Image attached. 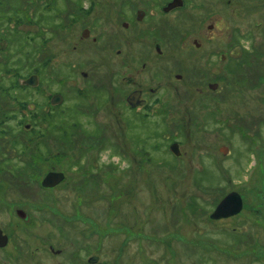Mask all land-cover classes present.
Instances as JSON below:
<instances>
[{
    "label": "flooded vegetation",
    "instance_id": "1",
    "mask_svg": "<svg viewBox=\"0 0 264 264\" xmlns=\"http://www.w3.org/2000/svg\"><path fill=\"white\" fill-rule=\"evenodd\" d=\"M44 1L28 3L25 17L31 20L30 16L35 18L37 14L40 29L30 39L38 41V51L53 44L54 53L41 56L37 68L24 76L18 74L15 68H9L8 61L3 74L0 73V264H94V244L90 240L92 228L78 230L75 220L93 226L94 218L104 220L120 213L119 208L117 212L109 211L107 193L99 186V179L104 178L106 168L98 166L97 162L104 161L106 157L99 158L94 150L83 144L86 141L83 131L95 128L101 130L100 138H108L103 132L109 112L99 105L96 96L86 92L91 89L100 91V88L106 87L105 79L110 78L117 92L113 106L118 105L123 112L127 110L132 114L134 125L129 130L137 127L132 139L137 142L140 161L144 158L145 163L151 164L158 158L154 153L164 144L172 154V157L167 156L171 158V163L181 164L185 152L182 153L180 142L176 139L190 136L189 132H185L190 124L173 122L174 102L169 86H173V77L181 81V75L168 76L169 65L172 64L168 55H174L168 51L179 50L181 54H187L202 49L204 40L218 29L220 10L225 7L230 10L236 0H50L48 8H42ZM43 13L52 16L53 25L50 28L43 22ZM116 16L127 19L121 22L120 27L131 30L137 37V87L128 92L125 91V84L132 78L122 76L119 80L116 67L129 64L132 58L126 59L121 41H112L119 35L116 20L112 21ZM26 22L24 31L30 32L32 26L28 20ZM167 37L174 40L177 37L180 41L165 42ZM104 42H108L104 45L106 47ZM112 46L115 47L113 55ZM100 50L106 53L102 58L94 59V51ZM111 56L117 59L116 63L110 61ZM46 58L48 61H45ZM50 61L69 66L71 74H55L52 78L41 75ZM109 68L114 69L110 71ZM28 79H32V84L25 83ZM157 80L163 82V91L168 89L165 98L162 96L166 94L159 93V89L150 85ZM52 87L55 91L50 92ZM183 93L189 100L193 99L187 107L189 115L206 108V101L199 100L205 97V92L198 90L196 98L190 97L188 92ZM72 97L78 101L71 104L69 100ZM107 104L105 102L103 107ZM197 104H202L201 108ZM75 108L83 115L95 114V120L79 119L78 123L70 122L64 129L56 124L52 126L56 112L65 113ZM158 114L166 115V121L159 124L160 132L140 135V123L137 121L152 120L149 116ZM117 120H121V111ZM199 123L193 124L196 131H200L202 126ZM263 124L264 120L258 124L261 131L254 127L250 133L244 129L247 136L245 131L242 134L254 143L255 148L264 144ZM174 129L182 132L174 134ZM58 132L64 137L59 139ZM115 143L119 149L118 142ZM172 144L176 145V155L171 150ZM258 165V160L253 162L255 169ZM255 169L251 171L250 178L257 173ZM49 174L55 176L46 182ZM196 189L202 193L206 190ZM232 192L236 191L226 193L212 209V206H203L198 214L213 223L232 220L245 209L243 204L235 215L211 218L219 202ZM195 200L191 196L190 205L198 206ZM257 221L249 229L246 249L238 261L241 264H264V219L260 220L261 232ZM179 225L176 223L175 226ZM183 225H180L181 228ZM77 231L88 233L82 239ZM96 250L100 251V245ZM234 264L237 262L234 261Z\"/></svg>",
    "mask_w": 264,
    "mask_h": 264
},
{
    "label": "rangeland",
    "instance_id": "2",
    "mask_svg": "<svg viewBox=\"0 0 264 264\" xmlns=\"http://www.w3.org/2000/svg\"><path fill=\"white\" fill-rule=\"evenodd\" d=\"M37 1L0 0L1 74L8 61L9 68H15L18 74L24 76L37 68L41 56L55 51L53 44L38 51V41L32 42L30 39L40 29V25L37 14L35 18L30 16L31 20L25 17V8L28 3ZM233 3L230 10H227L228 7L220 10L218 29L204 40L202 49L187 54H181L179 50L168 51L174 54L168 55L172 61L168 76L181 75V81L173 77V86H169L174 102L173 122L190 124L185 129L190 136L176 139L180 142L182 153L185 152L181 164L171 163V158L167 156L172 157V154L164 144L154 153L158 158L151 164L145 163L144 158L140 161L137 157V142L132 139L137 127L129 130L134 125L132 114L125 109L123 112L118 105L113 106L117 92L110 78L105 79L106 87L100 88V91L91 89L86 92L87 95L96 96L99 105L109 112V118L103 126V135L108 138H100L101 130L95 128L83 131L86 139L83 144L94 150L99 158L106 157L104 161L97 162L98 166L106 168L104 178L99 179V186L107 193L109 211L117 212L119 208L120 213L119 216L112 214L104 220L94 218L93 226L75 220L78 230L92 228L90 240L94 244V264H234V261L241 264L238 261L246 249L249 229L256 220L261 232L264 219V144L255 148L254 143L242 134L245 131L244 135L247 136L244 129L250 133L254 127L261 131L258 124L264 120V0H236ZM49 5L50 0H45L42 8H48ZM53 8L54 5L51 6L52 14ZM43 14V22L50 28L53 25L52 16ZM116 17L112 21L116 20L119 35L112 41H121L126 59L132 58L129 64L116 67L119 80L122 76L132 78L125 84V91L128 92L134 86L137 87V37L131 30L120 27L121 22L127 19ZM27 20L32 26L30 32L24 31ZM174 38L167 37L164 41L179 43L180 39ZM107 43L104 42L103 46ZM110 50L112 54L115 47L112 46ZM105 53L102 50L94 51V59L102 58ZM109 59L112 63L117 61L114 56ZM69 69V66L56 65V62L50 61L40 74L51 78L55 74L70 75ZM113 69L109 68L110 71ZM162 84L158 80L150 83L160 90L159 93L162 91L166 94L162 96L165 98L168 89L163 91ZM210 84H216L217 87L211 90L208 88ZM54 89L52 87L49 91ZM198 90L205 92V97L199 100L206 101V108L189 115L187 107H190L193 99L186 98L183 92L196 98L199 96ZM77 101L76 97L69 100L71 104ZM105 102L108 104L103 107ZM197 106L201 108L202 104ZM118 111H121L119 121ZM95 116L80 114L75 108L65 113L56 112L54 123L53 120L51 123L64 129L70 122L78 123L79 119L91 122ZM165 116L150 115L152 120L137 121L140 123L139 134L160 132L159 124L166 121ZM197 121L202 125L200 131H196L193 125ZM178 132L182 131L174 129V134ZM58 137L61 139L64 135L58 132ZM115 142H118L119 149ZM222 146L231 153L227 151L224 155L220 152ZM257 160L259 165L255 169L253 162ZM168 164L175 167L180 165L171 168ZM254 169L257 173L250 178ZM67 173L70 175L71 172L68 170ZM197 187L206 188L203 190L205 193L197 190ZM229 191H236L245 207L233 218L235 220L213 223L198 214L203 206H212V209ZM191 196L196 198L194 202H199H196L198 206L190 205ZM84 214L88 217V214ZM182 219H186V222L182 223ZM176 223L184 224L183 228L175 226ZM171 224H174V228ZM87 233L77 231L82 239ZM99 245L100 251H97Z\"/></svg>",
    "mask_w": 264,
    "mask_h": 264
},
{
    "label": "water",
    "instance_id": "3",
    "mask_svg": "<svg viewBox=\"0 0 264 264\" xmlns=\"http://www.w3.org/2000/svg\"><path fill=\"white\" fill-rule=\"evenodd\" d=\"M25 83L32 84V79H28ZM217 87L216 84H210L209 89L214 90ZM176 145L171 147V150L175 152ZM224 155L227 153L228 149L222 146L219 149ZM54 174H49L46 177V182L51 181L54 178ZM242 201L239 194L232 192L226 195L217 205L214 212L211 214V218L216 219L219 217L231 216L238 213L241 209Z\"/></svg>",
    "mask_w": 264,
    "mask_h": 264
}]
</instances>
